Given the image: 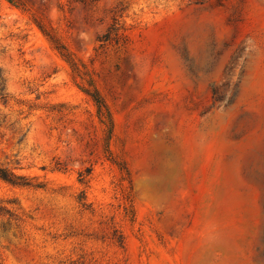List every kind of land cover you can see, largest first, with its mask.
I'll return each instance as SVG.
<instances>
[{
  "label": "rangeland",
  "instance_id": "rangeland-1",
  "mask_svg": "<svg viewBox=\"0 0 264 264\" xmlns=\"http://www.w3.org/2000/svg\"><path fill=\"white\" fill-rule=\"evenodd\" d=\"M0 264H264V0H0Z\"/></svg>",
  "mask_w": 264,
  "mask_h": 264
},
{
  "label": "trees",
  "instance_id": "trees-1",
  "mask_svg": "<svg viewBox=\"0 0 264 264\" xmlns=\"http://www.w3.org/2000/svg\"><path fill=\"white\" fill-rule=\"evenodd\" d=\"M0 78H1V74H0ZM0 177L9 182H13V183L16 182V177L4 169H0Z\"/></svg>",
  "mask_w": 264,
  "mask_h": 264
}]
</instances>
